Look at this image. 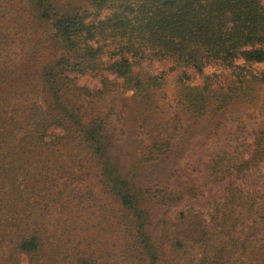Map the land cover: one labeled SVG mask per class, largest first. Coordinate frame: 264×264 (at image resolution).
<instances>
[{"label":"trees","instance_id":"1","mask_svg":"<svg viewBox=\"0 0 264 264\" xmlns=\"http://www.w3.org/2000/svg\"><path fill=\"white\" fill-rule=\"evenodd\" d=\"M237 106L264 108L263 0H0V264H264V125L215 122Z\"/></svg>","mask_w":264,"mask_h":264},{"label":"rangeland","instance_id":"2","mask_svg":"<svg viewBox=\"0 0 264 264\" xmlns=\"http://www.w3.org/2000/svg\"><path fill=\"white\" fill-rule=\"evenodd\" d=\"M264 3V0H263ZM78 82L86 87H96L97 86V80L94 77L91 76H83L79 78ZM131 92H127L124 94V97L126 99H129ZM120 101V100H119ZM118 101V105H121V101ZM166 100H160L159 103L163 104L162 114L161 116L166 120L167 117L171 116V112L173 111V107H170V114L168 115L166 111H168V106H166ZM161 104V105H162ZM126 113H130L128 110ZM128 116V115H127ZM207 120H204V122L199 123L198 126H193V134L190 135L186 141L179 145L175 149V153L172 155L171 160L166 163L163 162L162 164L159 165H153L149 168H147L146 173L148 175H154L158 176L161 173H166V170L173 169L176 166H180L182 163L185 162V160L188 158L187 155L191 154L195 150V148L198 146L197 142L199 140H202L204 136L206 135L207 132L212 129V122L210 121V125L207 124ZM221 122L224 126L230 127L231 129H235L236 125H242L244 128L249 132L253 128H257L259 126L264 125V108L263 109H258V107H253V106H237L230 108L228 111H226L224 114L219 116L215 122ZM214 122V123H215ZM124 128V127H123ZM126 130V129H125ZM225 130V127H224ZM234 131V130H233ZM129 135L132 136L133 132L129 131ZM116 139V140H115ZM113 147H114V152L117 154V150L121 153H129L131 150H133V147L135 145V140L133 138L128 137H121L117 138V136L113 137ZM88 181L91 182V177H87ZM95 181V179H92V182ZM166 214V210L164 212ZM246 260V258H242V261Z\"/></svg>","mask_w":264,"mask_h":264}]
</instances>
